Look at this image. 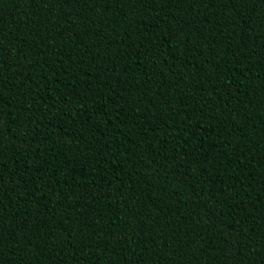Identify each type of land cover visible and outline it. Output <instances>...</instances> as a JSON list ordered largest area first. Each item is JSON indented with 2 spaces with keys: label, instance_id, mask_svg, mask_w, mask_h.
<instances>
[{
  "label": "trees",
  "instance_id": "16d2710c",
  "mask_svg": "<svg viewBox=\"0 0 264 264\" xmlns=\"http://www.w3.org/2000/svg\"><path fill=\"white\" fill-rule=\"evenodd\" d=\"M0 264H264V0H0Z\"/></svg>",
  "mask_w": 264,
  "mask_h": 264
}]
</instances>
